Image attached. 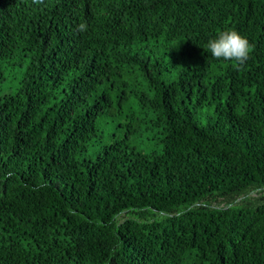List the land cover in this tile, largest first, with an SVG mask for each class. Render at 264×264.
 Returning a JSON list of instances; mask_svg holds the SVG:
<instances>
[{
    "label": "trees",
    "instance_id": "1",
    "mask_svg": "<svg viewBox=\"0 0 264 264\" xmlns=\"http://www.w3.org/2000/svg\"><path fill=\"white\" fill-rule=\"evenodd\" d=\"M225 28L253 45L241 68L207 51ZM125 108L161 150L80 159ZM252 190L264 0H0V264H264Z\"/></svg>",
    "mask_w": 264,
    "mask_h": 264
},
{
    "label": "rangeland",
    "instance_id": "2",
    "mask_svg": "<svg viewBox=\"0 0 264 264\" xmlns=\"http://www.w3.org/2000/svg\"><path fill=\"white\" fill-rule=\"evenodd\" d=\"M187 60H184V63H186ZM137 75V79L140 82L139 86L140 88L145 89L146 84L144 82L143 77L141 74L135 73L134 76ZM133 99V98H132ZM127 115H129V110L125 108L123 115L119 114H110L102 116L99 119L98 126L100 130V136L98 140V144L95 147H88V150L84 153L79 155V158H85V157H95L96 156V150H98V147L101 145H106L111 142H113L116 139H123L126 138V141L134 148H136L138 151L142 152H153V151H160L162 148V143L160 142L159 137L161 136L156 129L149 128V125L151 124L148 120L144 121L141 127V131H139L135 135H131L127 138V131L128 128L126 127L127 122L129 121L127 119ZM139 117H143L140 115ZM264 195V192L258 191V190H252L248 192L247 196H241L238 198V202L241 200L249 199L252 202H258L259 198ZM213 205H220L225 206V203H212Z\"/></svg>",
    "mask_w": 264,
    "mask_h": 264
},
{
    "label": "clouds",
    "instance_id": "3",
    "mask_svg": "<svg viewBox=\"0 0 264 264\" xmlns=\"http://www.w3.org/2000/svg\"><path fill=\"white\" fill-rule=\"evenodd\" d=\"M33 3L41 4L43 0H33ZM87 27V23L82 22L77 25V31H87ZM206 48L217 60L233 61L235 67L241 68L249 59L253 45L235 28H225L207 41Z\"/></svg>",
    "mask_w": 264,
    "mask_h": 264
}]
</instances>
